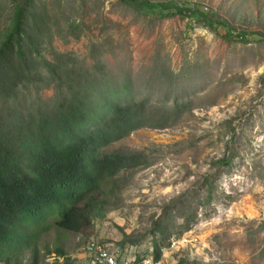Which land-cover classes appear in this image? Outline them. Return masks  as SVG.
Masks as SVG:
<instances>
[{
	"label": "rangeland",
	"instance_id": "1",
	"mask_svg": "<svg viewBox=\"0 0 264 264\" xmlns=\"http://www.w3.org/2000/svg\"><path fill=\"white\" fill-rule=\"evenodd\" d=\"M23 1L0 0V41L14 5ZM37 1L47 5L56 30L52 47L78 58L87 73H98L99 59L114 84L130 81L133 91L140 92L158 52L175 72H190L183 76V84L196 88L189 95L191 110L162 126L141 127L113 145L147 153L150 163L131 175L121 173L120 198L111 197L119 205H108L105 219L81 232L55 227L44 231L36 242L42 260L62 256L56 250L62 248L74 264H94V256L83 249L93 239L104 241L111 252L130 261L152 257L149 217L214 176L216 201L181 237H171L179 242L162 248V264H177L181 258L201 264H251L252 260L264 264V43L255 41L264 36V0H177L226 23L232 36L252 37L249 43L226 40L178 17L151 25L118 0ZM220 29L223 34L224 28ZM44 54L51 58L48 51ZM157 89L164 96L167 93ZM54 93L44 89L38 96L47 107ZM227 150L235 154L233 165L218 176L214 163ZM123 233L146 236L139 245L121 250ZM25 245L10 264H30L35 245L31 239ZM46 249L51 253L47 255Z\"/></svg>",
	"mask_w": 264,
	"mask_h": 264
},
{
	"label": "trees",
	"instance_id": "2",
	"mask_svg": "<svg viewBox=\"0 0 264 264\" xmlns=\"http://www.w3.org/2000/svg\"><path fill=\"white\" fill-rule=\"evenodd\" d=\"M118 1L151 25L178 17L229 41L254 40L245 33L232 36L229 25L182 1ZM46 7L37 0L15 4L0 41V264H10L30 239L35 245L30 264H46L36 244L44 231L81 232L105 219L106 207L119 205L111 197L120 198L121 173L131 175L150 163L147 153L113 145L141 127L162 126L191 110L189 95L196 89L183 84L190 72H175L158 52L139 98L130 81L114 84L99 59L98 73H87L78 58L52 47L56 30ZM259 38L255 41L264 43V36ZM44 89L55 91L47 107L38 96ZM227 124L234 129L232 121ZM228 152L214 163L218 176L233 165L235 154ZM215 182L214 176L205 178L149 217L155 260L162 258L171 237H181L200 213H207L217 199ZM145 236L123 233L118 246L139 245ZM56 250L65 256L62 248ZM65 259L63 264H74ZM177 264L201 263L181 258Z\"/></svg>",
	"mask_w": 264,
	"mask_h": 264
},
{
	"label": "built area",
	"instance_id": "3",
	"mask_svg": "<svg viewBox=\"0 0 264 264\" xmlns=\"http://www.w3.org/2000/svg\"><path fill=\"white\" fill-rule=\"evenodd\" d=\"M183 241H187L188 239L184 236L182 238ZM179 240L171 239L170 247L173 248L177 245ZM83 249L94 256V264H162V260H155L154 257H145L141 258L137 261V259H134V261H130L127 257H122L121 254L117 253V255L110 251L106 247L104 243H100L97 240H89L86 245L83 247ZM163 251V249H161ZM66 257V256H65ZM65 257H58L55 255H50L46 258V264H54L56 260H62L61 263H65ZM62 258V259H60Z\"/></svg>",
	"mask_w": 264,
	"mask_h": 264
},
{
	"label": "clouds",
	"instance_id": "4",
	"mask_svg": "<svg viewBox=\"0 0 264 264\" xmlns=\"http://www.w3.org/2000/svg\"><path fill=\"white\" fill-rule=\"evenodd\" d=\"M48 256H50V255H48ZM48 256H47V257H48ZM58 257H63V255H62V256H58ZM45 260H46V259H45ZM45 263H46V261H45Z\"/></svg>",
	"mask_w": 264,
	"mask_h": 264
},
{
	"label": "bare ground",
	"instance_id": "5",
	"mask_svg": "<svg viewBox=\"0 0 264 264\" xmlns=\"http://www.w3.org/2000/svg\"><path fill=\"white\" fill-rule=\"evenodd\" d=\"M63 257H65V256H63ZM161 260V259H160Z\"/></svg>",
	"mask_w": 264,
	"mask_h": 264
}]
</instances>
